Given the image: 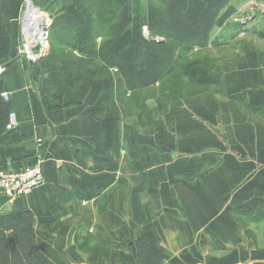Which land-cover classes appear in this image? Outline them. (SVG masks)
Returning <instances> with one entry per match:
<instances>
[{"label":"crops","instance_id":"crops-1","mask_svg":"<svg viewBox=\"0 0 264 264\" xmlns=\"http://www.w3.org/2000/svg\"><path fill=\"white\" fill-rule=\"evenodd\" d=\"M30 1L53 22L75 0ZM128 1L146 22L152 0ZM24 3L0 0L13 54ZM218 22L212 40L222 43L210 50H232L234 65L208 93L162 110L150 100L141 118L118 99L112 72L102 77L78 53L81 64L64 61L67 50L49 42L35 65L14 58L0 81L19 127L0 132V169L42 161L45 183L0 197V217L32 212L52 264H139L136 241L169 254L163 264H264V0H231ZM135 160L143 225L132 208L143 181Z\"/></svg>","mask_w":264,"mask_h":264},{"label":"trees","instance_id":"trees-1","mask_svg":"<svg viewBox=\"0 0 264 264\" xmlns=\"http://www.w3.org/2000/svg\"><path fill=\"white\" fill-rule=\"evenodd\" d=\"M230 1L152 0L143 24L141 16L130 15L128 0H75L54 17L49 41L51 38L52 49V43H59L73 55L78 53L92 63L97 62L102 66V77L116 68L118 99H127L129 111L135 109L141 118L148 110L142 98L148 90L162 92L157 100L160 110L185 99L166 91L167 83L177 74L188 78L192 82L189 85H211L212 80L206 78L208 59L196 56L209 48L218 18ZM145 26L148 37L144 35ZM9 28L10 23L0 17V62L15 56ZM182 52L190 55L187 61ZM96 74L99 76L98 71ZM2 91L0 81V96ZM10 113V104L1 103L0 132L6 131ZM132 157L137 159L135 153ZM132 166L143 178L132 194L135 223L143 225L146 215L140 196L145 190V171L137 160ZM35 225L34 214L28 210L0 217V264H52L40 248ZM135 246L139 264H163L170 259L169 254L148 243L136 241Z\"/></svg>","mask_w":264,"mask_h":264},{"label":"built area","instance_id":"built-area-1","mask_svg":"<svg viewBox=\"0 0 264 264\" xmlns=\"http://www.w3.org/2000/svg\"><path fill=\"white\" fill-rule=\"evenodd\" d=\"M21 37L17 49L16 59L29 64H37L44 58L49 50V29L52 20L49 16L32 6L26 0L22 11ZM239 20V19H237ZM242 21V20H241ZM147 36V30L145 29ZM9 64V63H8ZM8 64L0 62V77L7 71ZM118 70L115 68L114 72ZM6 102L11 101V94H2ZM19 126L16 113H11L7 125V131H13ZM41 145V140H39ZM42 161H37L26 168H5L0 170V197L11 200L30 196L34 191L44 186V174Z\"/></svg>","mask_w":264,"mask_h":264},{"label":"rangeland","instance_id":"rangeland-1","mask_svg":"<svg viewBox=\"0 0 264 264\" xmlns=\"http://www.w3.org/2000/svg\"><path fill=\"white\" fill-rule=\"evenodd\" d=\"M129 10H130V15L134 18L139 17V15L141 14L139 12L135 13L132 10L130 4H129ZM137 11H139V10H137ZM141 19H142V17H141ZM142 23L144 24L146 22L142 21ZM217 23L220 26L218 21H217ZM216 26H217V24H216ZM146 28H147V26H146ZM215 29H216V27H215ZM213 33H215V30ZM147 35H149L148 30H147ZM214 40H216V39H214ZM214 40H212L210 42L209 48L207 50H205L204 52L197 53V56H196V58L208 59V60H206V63H207V68L209 69V71H207L206 78L208 77L207 79L212 80L211 85H214V82H215L214 80H216L218 78V75L221 73L222 69H224L226 66H232L235 63V54L232 50H230V49H228V50L220 49V50H215V51L210 50L212 47L215 48L217 46V44L222 43V40L218 41L219 39H217L216 40V41H218L217 43H216V41L214 42ZM50 41H52L51 38H50ZM98 42L100 44L101 41L98 40ZM52 44H53V46L55 45L54 47L61 48L63 50H67L66 51L67 54L65 56H62V58H61L62 60H64V61H70L71 60L75 64L77 63V61L80 64L82 62H84V60H82V58H79V59L76 58V56L72 54L73 52L71 50L64 48V46L60 45L59 43H52ZM197 51L198 50L196 49L194 51L193 55H196ZM15 53H16V50H15ZM193 55H191V56H193ZM182 56H183V60L187 61V59L190 55H188V54L185 55L182 52ZM87 62L90 64H93L92 62H89V61H87ZM4 63L8 64L9 61H6ZM230 63H233V64H230ZM111 72H112L111 75L114 78H116L115 75H117V74L114 72V68L111 69ZM223 72H222V74H223ZM182 82L185 83V86L182 85ZM190 83H192V82L188 78L182 77L180 74H177L173 77L171 82L167 83L166 91L168 94H171L172 96L180 95V96H184L185 99H188V98L190 99L192 97L204 95V94L208 93L210 91V89L212 88V87H210L211 85H209L207 87H199V86L194 85V83L189 85ZM160 96H162L161 91L152 89V90L146 91L143 94L142 98L144 100H146V102H148L150 100H151V102H157V100H158V98H160ZM134 111H135V109H134ZM2 168H6V167H2Z\"/></svg>","mask_w":264,"mask_h":264}]
</instances>
